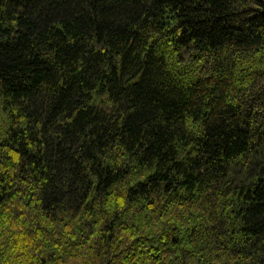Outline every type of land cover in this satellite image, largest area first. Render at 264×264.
<instances>
[{
    "label": "trees",
    "instance_id": "16d2710c",
    "mask_svg": "<svg viewBox=\"0 0 264 264\" xmlns=\"http://www.w3.org/2000/svg\"><path fill=\"white\" fill-rule=\"evenodd\" d=\"M0 264H264V0H0Z\"/></svg>",
    "mask_w": 264,
    "mask_h": 264
}]
</instances>
